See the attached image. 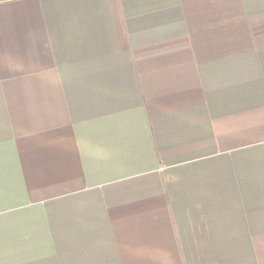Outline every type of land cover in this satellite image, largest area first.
Segmentation results:
<instances>
[{
    "label": "crops",
    "instance_id": "obj_1",
    "mask_svg": "<svg viewBox=\"0 0 264 264\" xmlns=\"http://www.w3.org/2000/svg\"><path fill=\"white\" fill-rule=\"evenodd\" d=\"M0 264H264V0H0Z\"/></svg>",
    "mask_w": 264,
    "mask_h": 264
}]
</instances>
